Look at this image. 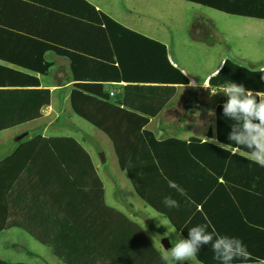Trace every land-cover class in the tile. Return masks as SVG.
<instances>
[{"label":"crops","instance_id":"obj_1","mask_svg":"<svg viewBox=\"0 0 264 264\" xmlns=\"http://www.w3.org/2000/svg\"><path fill=\"white\" fill-rule=\"evenodd\" d=\"M214 2L224 8L236 9L241 12L254 11L259 14V20L264 21V0H214ZM89 3L93 5L92 2ZM56 5L57 0H0V126H4L0 129V136L3 137L0 143V159L11 155L19 143L29 141L37 136L51 139L72 138L89 155L95 173L102 183L103 196H106L101 177L104 176L110 183L113 180L110 174L105 172L103 165H107V162L110 165H117L119 175L124 173L126 178L127 175L118 167L112 144L104 140L103 142L100 132H87L73 124L72 118L75 115L72 111L71 93L75 88L74 84L83 83H76L71 78L67 83L65 82L70 76V61L53 52L54 48H58L60 51L78 52H85L89 49L97 50L96 41L89 40L86 33L70 30L69 19L66 18L71 15L63 11H56ZM95 7L99 8L96 5ZM132 10L130 9L128 13L124 14L117 12L116 15L119 19L110 17L126 28L164 44L169 62L181 70L187 77L188 84L140 85L133 83L141 82L140 78L149 75L150 56L146 49L133 47L129 43L118 56L121 60L120 65L113 63L112 67L94 66L92 63H88V69L95 72L96 76H99L103 71V76L113 77L98 79L102 81H96V84L102 88H96V91L107 94L111 100H113V96L110 93L113 92L114 95L120 96L121 108L134 115L148 118L146 129L152 132L159 141L174 137L188 142L191 138H197L201 143L207 141L210 144H217L215 110L222 104L226 96L219 92V87L208 85V80L212 77L211 74L217 68L220 70L222 67L220 64L224 60L251 70H259L263 65L255 63L256 65L252 69L240 59L231 58L230 53L229 56L220 57L219 61L214 56L206 57V59L200 60L199 64L206 66L210 71L206 73L200 83L195 77L194 79L190 78L186 71L180 67L183 66L184 60L171 50V46L163 39L164 34L160 29L153 27L148 22L145 23L146 21L142 24L139 23L140 21L136 22L138 18L133 16L138 15ZM193 42L204 45L201 47H205L206 50H200L201 54L207 53L208 55L210 50L215 48L206 40L201 43ZM217 42L220 46L227 45L231 50L227 37L219 38ZM262 42L264 43V38ZM46 63L51 65L47 70L45 69ZM80 67L78 70L85 69L83 66ZM193 81L202 86H189ZM136 86H152L153 88L141 89ZM75 99H77L75 102L78 109L90 116L100 117L101 113H104L105 108L101 104L89 103L80 96H76ZM2 134L5 135L2 136ZM21 135L24 137L17 141L16 138ZM98 137L101 138L102 143L99 142ZM93 148L98 149L97 153L93 151ZM41 149H45L46 153V146H42ZM233 150L238 151L235 148ZM197 151L182 150L180 154H176L179 166L172 178L176 180V184L188 192L192 200L194 198L191 208L178 213V220L184 217L186 211L191 215L189 221L183 223L184 230L177 231V234L182 233L183 238L186 239L188 229L210 222L209 231L214 228L221 235L236 237L243 242L250 253V257L246 261H257L259 264H264V203H259V196L264 193V176L256 172L253 179L249 178L247 172L244 171L246 165L240 159L235 160L238 162L236 167L234 166L230 170L231 176L223 173L221 177H218L219 175L215 172L216 167H213L214 171L210 170L207 173L193 172L192 166L198 165L200 170L201 162L218 160L215 156L205 157ZM229 152L230 155H234L231 151ZM36 153L41 155V152ZM40 155L35 156L40 157ZM236 155H240V153ZM94 157H96V161ZM226 159L224 165L231 166L232 160ZM98 163L99 166H97ZM41 166L42 163L29 170L24 169L17 177L7 202L10 227L22 230L33 242L38 244V247L46 248L44 246L49 244H59V254L77 264L86 260L93 264H104V262H106L105 264H144L150 261L147 258L136 257L134 253L131 256L129 254L119 255L117 248H114V241L116 242L118 237L126 236L128 238L129 234L134 239V231L125 229L123 232L121 231L122 236L110 232V230L113 231L117 220L114 216L117 215L115 211H120L123 208L132 220L146 229L147 236L152 235V232L155 234L156 231L158 232L160 224L156 222L148 207L129 204L117 181H115L116 186L114 185L111 204L104 200L110 207L108 208L110 211L98 205L97 200L91 204L93 196L86 199L87 193L85 192L74 198L73 202H67L54 193L53 199L57 200H55L56 203H53L49 195L45 196L47 194L45 191H40L31 183L29 184V179H33ZM97 167L102 171L101 176ZM80 168L81 166L73 168V178H83ZM224 176L226 179L233 178L238 182L234 187L241 193V197L231 203V200H225V195H227L225 192L222 199L216 198L218 201H223V204L204 203L209 197L208 194L203 197L209 184L200 183V181L204 177V180L212 183V194L215 190H220L214 182L215 179L217 178L221 183L222 179H225ZM251 179L255 190L251 191L249 195L257 196V198L254 203L251 201V204H247L249 202L245 200L243 190L251 188L246 183ZM187 181L190 184L186 183ZM225 187L229 188L228 185ZM91 188L89 194L95 193L94 198H97L94 184ZM67 216H70V219ZM81 220L82 222H80ZM125 225L131 227V223L129 224L127 221ZM92 228H96L95 234L98 233L100 240L95 235L90 237L88 233L92 234L89 232ZM107 231L111 236H103ZM150 240L160 244L155 238L153 240V237ZM19 243L24 250L23 242ZM13 245L11 244V247ZM30 247V250L23 251V253L33 260L37 259L40 254L39 248L31 245ZM160 251L162 254L163 250ZM105 254H108V258ZM8 257L11 255L8 254ZM118 260L124 261L118 262ZM246 261L235 260L233 264ZM184 264H219V262L214 259L211 245H205L201 247L192 262L185 261Z\"/></svg>","mask_w":264,"mask_h":264},{"label":"trees","instance_id":"obj_2","mask_svg":"<svg viewBox=\"0 0 264 264\" xmlns=\"http://www.w3.org/2000/svg\"><path fill=\"white\" fill-rule=\"evenodd\" d=\"M181 1L200 5L236 17L254 18L258 20L260 18L258 16L259 14L254 11L241 12L236 9L224 8L215 3L214 0ZM56 11L67 12L71 15L69 18H66L69 19L70 30L86 33L89 40L96 41L97 50L89 49L85 52H78L60 51L58 48L53 49L54 54L67 58L70 61V76L65 82L67 83L71 78L76 83H83L74 84L75 88L71 93L73 113L89 123L93 128L99 130L111 141L117 157L118 166L127 175L137 197L146 206L167 219L174 229L180 232L184 230L183 223L189 221L191 214L186 211L184 217L178 220V213L182 212V210H188L193 206L192 201L186 195H180L168 185L169 180L175 182V179L172 177H174L175 170L179 166L178 155L176 154H180L182 150H188L189 152L198 150L197 152L205 155V157L212 158L215 156L218 158V160H214L215 172L219 175L218 177H221L223 173L229 176L232 175L230 170L234 166L228 164L225 166L224 160H227L226 158L231 160L240 159L248 168L252 167V169H249V174L252 173L254 175L257 172V174L264 176V167L246 159L247 149H237L240 155H230V152L219 147L218 143L210 144L207 141L201 143L197 138H191L188 142L174 137L159 141L152 132L144 128L148 123V118L134 115L121 108L122 102L120 101V96L114 95L113 100H111L107 94L96 91V88H102L96 84V81H102L98 79H110L113 77L103 76V71H101L99 76H96L95 72L88 69V63H92L94 66L112 67L114 65L113 63L120 65L121 60L118 56L121 55L123 49L129 43L133 47L146 49L150 56L149 75L140 78L141 82L133 83H139L140 85L188 84V79L181 70L175 68L169 62L167 49L164 44L126 28L86 0H57ZM190 38L193 41L199 42H204L205 40L194 32L190 34ZM50 66V64L46 63L45 69L47 70ZM80 66H83L85 69L78 70ZM262 68H264V64ZM259 70L243 68L227 60L220 68L219 75L209 78L208 85L210 87L220 88L227 81H232L237 84H243L246 89L264 91V80L261 79V75H264V72ZM41 72L44 73L43 71ZM136 87L141 89L153 88L152 86ZM76 96H80V98L89 103L101 104L105 108L104 113H101L100 117H93L82 112L76 105ZM226 100L227 97H225L222 104L217 106L215 110V138L217 142L224 145L232 143L228 139V134L231 131V124L233 123L232 120L223 114V104ZM3 127L0 126V129ZM42 146H46V153L45 149H41ZM36 152H41V155ZM35 155H40V157H36ZM41 163V168L36 172L33 179H29V184L31 183V185H34L40 191H45L53 203H56L55 200H57L53 199L54 193H56L57 197L64 198L67 202H73L74 198L85 192L87 193L86 199L93 196L91 204H94L95 200H97V204L103 206L102 183L95 173L96 171L91 164L89 155L72 138L42 139L34 137L27 142L19 143L11 155H8L4 160L0 161V180L4 179V191L7 192L11 189L10 186L16 183L17 177L24 169L29 170L31 167ZM79 166H81L80 170L83 178H73L74 172L72 170L74 167L78 168ZM237 166L239 167V165ZM230 167L231 169H229ZM103 168L107 172L106 164L103 165ZM166 175L169 176L167 177ZM248 177L251 178L250 175ZM112 180L115 182L113 178ZM222 180L221 183L218 182L217 178L214 181L218 188H220L219 191L215 190L212 194L211 188L205 191L203 197H206L207 194L209 197L204 203L223 204V201H218L217 199H222L223 193L225 192H227L225 200H231V203L233 200H238V197H241V193L234 187L237 185V181L233 178L226 179V177ZM251 180L246 182L248 187L252 185ZM92 184L96 187L97 198H94L95 193L89 194L92 189ZM225 185H228L229 191ZM247 194L250 193L248 192ZM167 195H171L179 202V208L169 209L162 203L164 197ZM249 198L254 200L257 196L250 195ZM245 200L250 202L246 194ZM259 203H264V193L259 196ZM104 208L106 209V206ZM7 217L8 214L3 212L5 222ZM95 232L96 228H92L91 233L95 234ZM88 234L91 238L93 237L92 234ZM105 255L108 258V254ZM147 263L164 264V261L156 253V259H152L144 264ZM240 264H259V262L246 261Z\"/></svg>","mask_w":264,"mask_h":264},{"label":"rangeland","instance_id":"obj_3","mask_svg":"<svg viewBox=\"0 0 264 264\" xmlns=\"http://www.w3.org/2000/svg\"><path fill=\"white\" fill-rule=\"evenodd\" d=\"M88 1L92 2L94 6L96 5L97 7H99L98 9H100L107 15L116 17L117 19H119L116 15L117 12L124 14L128 13V10L133 9L132 12H136V14L138 15L133 16L138 18L136 22L140 21L139 23L142 24L144 23V21H146L145 23L148 22L153 27H157L158 29H160V31L164 34L163 39L169 44V46H171V50H173L174 53L180 57V59L184 60L182 64L183 66L180 67L186 71L187 75L190 78L194 79L195 77L200 83L205 78L206 73L210 71L209 69H207L206 66H201L199 64V61L202 59H206V57L214 56L217 57L219 61L220 57H223V55L229 56L230 53L231 58L240 59L252 69L256 65L255 63H257L258 65H263L264 63V43L262 42V39L264 38V21L249 18H241L236 16H228L216 13L215 11L201 6H195L194 4L180 2L177 0ZM199 25L200 27H198ZM192 32H194L199 37L205 39L208 43H211L215 47L213 50H210V54L207 55V53H200V50L206 49H204L205 47H201L204 45H198L192 41V39L190 38V34H192ZM224 37H227V42L231 46V50H229L227 45L223 44L222 46H220L218 44L217 40L219 38ZM72 122L74 125L80 127L84 131L91 133L94 131L100 132L99 130L93 128L89 123H87L83 119L79 118L78 116L76 117V115L74 118H72ZM147 124L144 127L145 129L147 127ZM101 134L102 139H100L102 141L104 140L105 142L111 143V141L103 133ZM4 135L5 134H2V136ZM37 137L42 139H50L42 136ZM1 138L3 137L0 136V143ZM100 139L98 137L99 142L102 143ZM103 149L105 150V147ZM97 150L98 149L93 148V151H95L96 153ZM5 158L6 157L1 158L0 161L4 160ZM108 159H110L109 156ZM94 160L96 161V157H94ZM201 163L202 165L200 166V170L198 168V165H195L192 166V171L204 173H207L210 170L213 171V167L215 166L214 160L203 161ZM236 163L237 162L235 160L231 161L232 166H235ZM97 166H99V163L97 164ZM97 169L101 176L102 171L99 167H97ZM249 169H252V167L248 168V166H246V169L244 168V171L247 172V174L250 175L253 179V176L255 174H249ZM106 171V173L110 174V176L114 180L116 179L115 181H117V183H120L119 185H121L122 193L129 204L135 206L148 207L143 203L142 200L137 197L133 188L131 187L129 180L126 178L124 173L123 175H119L120 173L117 170V165H110V163L107 162ZM166 176L168 177L169 175ZM101 180L105 186L106 191V196L104 195L103 199L107 201V203L111 204L115 182L110 183V181H108L104 176L101 177ZM3 182L4 179L0 180V264H77L74 263L73 260L66 259L59 254V244H49L44 246L46 248H43L41 246L38 247V244L33 242L28 235L22 232V230H16L14 227L9 226V216L6 219V222L4 221L3 212L9 214V207H7V202L9 198V193L11 192V189L14 185H11V189L5 192ZM203 182L209 184L206 190H209L211 188V191H213V185L211 182L204 180V177L200 181V183ZM186 183L190 184V182L188 181ZM254 187L255 186L252 180L251 188L245 190L244 193L248 196V199H250L249 203H251V201L254 203L255 199L253 200L252 198H249L250 195L247 193L254 191ZM184 191L186 193V196L193 202L194 198L192 200L188 192L185 189ZM45 196H48V194H45ZM105 201H103L105 204H103V206H106V209L110 211L108 209L110 207L107 206ZM149 210L150 212H152L151 214L155 218L156 222L160 224L161 229L158 228V232L156 231L155 234L152 232V235L147 236L148 232L146 231V229L140 224H138L136 221L132 220L123 208L120 211L118 210L119 212L113 209V211H115L117 214L114 215L117 220L114 224L113 231L110 230V232H115L116 234L122 236V232L125 229L126 231H134V239H132L133 237L128 234V238L126 236H123L121 238L118 237L116 242L114 241V248L118 249L119 255L129 254V256H131L134 253L136 257L147 258L148 261L156 259V253L161 256L160 250H163L161 244L162 240H167L171 245L170 240H174L176 238L177 230L171 226L167 219L153 211L151 208H149ZM67 217H69L70 219V216ZM126 221L129 224L131 223V227L125 225ZM80 222H82V220ZM173 230H176V232L172 233ZM89 232H91V230ZM94 235L98 239V233L93 234L92 236ZM105 235L109 236V231L104 233L103 236ZM155 235H158L155 237V239L160 244L150 240ZM19 242H23L24 250ZM11 244H14V248L11 247ZM30 245L32 247L35 246L39 248L40 254L38 255L37 259L33 260L26 253H23V251L26 252L28 249L30 250ZM6 253L10 254L11 257H8V254ZM25 257H29L28 259L30 260L26 259ZM123 261L124 260H118V262ZM105 263L106 262H104V264ZM79 264H93V262L90 263L86 260Z\"/></svg>","mask_w":264,"mask_h":264},{"label":"clouds","instance_id":"obj_4","mask_svg":"<svg viewBox=\"0 0 264 264\" xmlns=\"http://www.w3.org/2000/svg\"><path fill=\"white\" fill-rule=\"evenodd\" d=\"M227 60L221 62L223 65ZM259 71L264 72V68ZM212 76L219 75L217 68ZM264 80V75H261ZM189 86L199 87L194 81ZM219 92L227 97L223 104V114L233 121L228 139L231 144L218 146L224 150L231 151L234 155L239 154L233 150L247 149L246 159L264 167V91H253L246 89L243 84L227 81L220 86ZM215 94V93H213ZM168 185L180 195H186L174 181L169 180ZM162 203L169 209L179 208V202L171 195L164 197ZM210 222L199 224L188 229V237L183 238L182 233H178L174 240H170L172 247L165 249L161 259L164 264H184L185 261H193L202 246L211 245L214 259L219 264H233L235 260L246 261L250 257L246 246L236 237L221 235L214 228L209 231ZM176 232V230H173ZM158 236H153L154 238Z\"/></svg>","mask_w":264,"mask_h":264},{"label":"water","instance_id":"obj_5","mask_svg":"<svg viewBox=\"0 0 264 264\" xmlns=\"http://www.w3.org/2000/svg\"><path fill=\"white\" fill-rule=\"evenodd\" d=\"M24 137V135H21V136H18L16 138L17 141L21 140L22 138ZM162 246L165 248V249H169L170 248V244L167 240H162Z\"/></svg>","mask_w":264,"mask_h":264},{"label":"built area","instance_id":"obj_6","mask_svg":"<svg viewBox=\"0 0 264 264\" xmlns=\"http://www.w3.org/2000/svg\"><path fill=\"white\" fill-rule=\"evenodd\" d=\"M206 84H207V83H206ZM110 95H111V96H114V93H113V92H111V93H110Z\"/></svg>","mask_w":264,"mask_h":264}]
</instances>
